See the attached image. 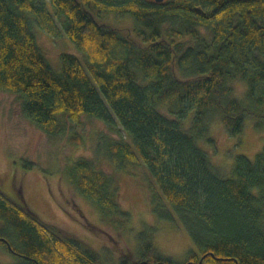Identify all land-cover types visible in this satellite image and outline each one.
Listing matches in <instances>:
<instances>
[{"label":"trees","instance_id":"obj_1","mask_svg":"<svg viewBox=\"0 0 264 264\" xmlns=\"http://www.w3.org/2000/svg\"><path fill=\"white\" fill-rule=\"evenodd\" d=\"M110 13L133 23L98 21ZM32 22L52 36L63 32L83 60L62 53L53 70ZM236 83L244 99L234 95ZM0 91L17 96L50 136L63 117L116 120L129 141L109 143L110 156L144 164L154 210L168 204L199 250L176 262L150 232L138 249L121 250L119 264H264V147L253 160L237 155L225 176L197 144L215 118L231 135L248 116L264 127V0H0ZM63 173L119 232L129 213L113 177L85 157ZM0 238L18 257L0 264H117L1 191Z\"/></svg>","mask_w":264,"mask_h":264},{"label":"rangeland","instance_id":"obj_2","mask_svg":"<svg viewBox=\"0 0 264 264\" xmlns=\"http://www.w3.org/2000/svg\"><path fill=\"white\" fill-rule=\"evenodd\" d=\"M98 21L117 27L133 23L131 16L115 13L103 15ZM32 27L36 42L53 70H60L62 53L83 60L82 52L63 32L56 37L34 22ZM234 90L235 96L244 99L240 83L235 84ZM63 122L58 135H47L24 115L17 96L0 91L1 193L19 207H28L45 224L76 236L101 257L110 254L117 264L124 253L138 249L142 234L150 232L159 252L176 262L185 261L191 251L199 252L168 204L154 210L150 190L153 179L144 164L110 156L109 143L129 141L116 120L108 126L99 119L82 115L78 122L67 117H63ZM257 123V118L248 116L242 132L231 135L221 120L215 118L208 136L198 139L197 144L222 175L230 176L237 155L253 160L264 147V127H257ZM75 136L79 143L72 141ZM79 157L90 159L97 169L113 177L120 206L129 213L119 232L113 224H105L98 206L80 195L64 177V169ZM17 259L0 244V263H13Z\"/></svg>","mask_w":264,"mask_h":264},{"label":"water","instance_id":"obj_3","mask_svg":"<svg viewBox=\"0 0 264 264\" xmlns=\"http://www.w3.org/2000/svg\"><path fill=\"white\" fill-rule=\"evenodd\" d=\"M157 1H162V0H157ZM0 239H3V238H0Z\"/></svg>","mask_w":264,"mask_h":264}]
</instances>
